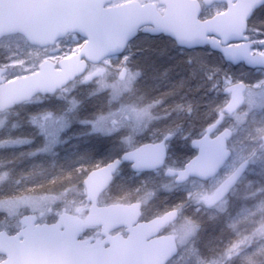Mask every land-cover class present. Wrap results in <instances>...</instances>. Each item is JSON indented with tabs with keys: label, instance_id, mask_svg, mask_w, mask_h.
Listing matches in <instances>:
<instances>
[{
	"label": "rangeland",
	"instance_id": "1",
	"mask_svg": "<svg viewBox=\"0 0 264 264\" xmlns=\"http://www.w3.org/2000/svg\"><path fill=\"white\" fill-rule=\"evenodd\" d=\"M127 1L130 0H111L109 4ZM156 7L159 11L163 9L157 3ZM222 8L213 4L201 15L209 17L223 11ZM248 29L257 31L262 38L263 12L251 17ZM150 39L139 37L121 55L90 66L87 73L96 70L97 74L87 81L79 78L55 94L35 96L28 104L0 113V149L6 148L3 155L12 157L16 163L9 172L11 178L22 171H33L29 179L57 173L61 166L58 158H69L61 181L23 194H4L3 183L14 182L13 178L8 179L7 172L0 170V229L16 232L18 217L27 212L35 214L38 222L53 220L61 208L83 212L82 179L90 169L139 143L159 140L166 133L172 134L167 141L165 167L181 168L194 155L188 142L202 133L201 125L202 129L205 126L202 120L228 100L222 89L234 82H244L247 86L243 106L224 115V123L232 131L229 140L232 156L215 177L208 181L190 178L175 184L163 175V169L133 173L125 164L98 203L140 201L141 220L162 210L177 209V219L163 231L173 234L178 245L177 254L167 264H264V143L260 139L264 134V70L222 64L208 54L182 51L171 41H163L167 50H162L164 54L173 58L183 53L188 68L182 86L187 92L146 102L135 85L146 71L144 60L153 45ZM82 42L77 35H68L55 45L57 52L50 54L49 49L28 45L20 35L5 36L0 39L3 77L9 80L31 73L45 59L56 63L76 52ZM91 98L99 99L100 103L86 109L84 103ZM88 139H94V149L92 157L83 159L74 151ZM47 155L51 161L57 159L55 169L46 166L51 162L46 161ZM244 159L249 160L250 166L230 196L212 208L203 207L200 197L212 192ZM91 160L92 167L88 169L83 163ZM23 165L29 169L19 170L25 169ZM97 232V228L87 229L84 236Z\"/></svg>",
	"mask_w": 264,
	"mask_h": 264
},
{
	"label": "water",
	"instance_id": "2",
	"mask_svg": "<svg viewBox=\"0 0 264 264\" xmlns=\"http://www.w3.org/2000/svg\"><path fill=\"white\" fill-rule=\"evenodd\" d=\"M156 1L164 6L162 13L152 2L135 0L117 5H108L111 0H0V38L19 34L29 44L39 47L51 46L71 33L84 39L76 53L59 59L56 66L44 60L37 71L9 81L1 76L5 69L0 68V111L28 102L37 94L55 93L81 76L88 63L97 64L122 53L139 30L149 36H167L182 49L208 45L233 66L242 63L246 68L264 69V56L249 53L251 42L244 35L247 20L264 0H202L206 6L213 2L226 4L223 12L207 19H199L197 0ZM89 79L90 76L84 78ZM244 90L242 82L223 90L230 95L223 107L226 113L242 106ZM220 122L221 118H217L201 137L191 140L196 154L182 169H167L164 174L175 176V183L189 177L206 180L215 176L231 154L226 146L231 135L228 128L210 137ZM165 139L142 143L90 170L82 181L89 202L83 218L61 213L52 224H34L35 216L24 214L19 218L22 227L16 234L0 231V254L5 256L0 264H165L176 254L177 246L171 234L157 233L177 218L174 209L148 221H138L139 202L105 206L96 203L122 163H129L133 172L160 168L166 158ZM261 140L264 142V135ZM245 165L243 162L238 166L205 200L206 207L213 206L229 192ZM85 226H98L104 238L92 242L78 239ZM117 227L125 228V238L119 234L107 235ZM104 242L107 247H103Z\"/></svg>",
	"mask_w": 264,
	"mask_h": 264
},
{
	"label": "trees",
	"instance_id": "3",
	"mask_svg": "<svg viewBox=\"0 0 264 264\" xmlns=\"http://www.w3.org/2000/svg\"><path fill=\"white\" fill-rule=\"evenodd\" d=\"M139 37H143L142 35L137 36L134 40ZM133 40V41H134ZM152 46L149 47L148 56L145 58L144 67H146V71L141 74L140 78L138 79V83L135 85L136 89L138 90L139 94H141L143 99L147 101L153 100V98L161 99L166 95H173L177 96L178 93H185L187 90L183 88V75L187 70V65L185 59L183 57V53L176 55L175 57H171L170 54H164V51H167L165 47L162 45L163 41H167L163 37H154L151 38ZM132 41V42H133ZM132 44V43H131ZM164 50V51H162ZM162 53L164 55H162ZM149 67V68H148ZM139 88V89H138ZM140 95V96H141ZM100 103V100L94 101L92 98L89 99L87 102L84 103L86 109H89L91 106L95 107ZM221 109H218L212 116L203 119L204 125L210 122L213 116L220 112ZM95 111V110H93ZM200 121L197 122V124ZM73 124V122H68V125ZM201 124V122H200ZM199 124V125H200ZM203 127V124L201 125ZM201 127V128H202ZM92 140L88 139L83 144H78L75 148L74 154L80 155L83 159L87 157H92V149H94V145H92ZM97 141V139H96ZM6 148L0 149V170L7 172L8 179H12L14 183H8L7 180L3 183V190L5 195H11L13 193H26L33 190H41L48 185L57 184L59 181L63 179V176L66 175L65 165L69 158H59L60 159V168L59 172H53L49 175L40 174L35 176L34 179H29L30 174L33 171H22L29 169L26 165L25 169L19 168L22 171L20 175H13L12 178L9 176V172L14 170L15 161L10 156H4L6 152ZM73 152V149L71 150ZM49 157V158H47ZM46 161H51V156H46ZM47 161V162H48ZM55 161V160H54ZM51 161L47 163L49 168L54 169L55 162ZM92 160L89 163H83L86 168L92 167ZM79 164L82 162H78ZM47 168V170H52ZM19 174V173H18ZM6 185H15L17 188L5 187ZM207 233V229L202 232V236H205Z\"/></svg>",
	"mask_w": 264,
	"mask_h": 264
},
{
	"label": "flooded vegetation",
	"instance_id": "4",
	"mask_svg": "<svg viewBox=\"0 0 264 264\" xmlns=\"http://www.w3.org/2000/svg\"><path fill=\"white\" fill-rule=\"evenodd\" d=\"M217 5H220V6H222L223 8L222 9H224V7H225V5L223 4V3H217ZM263 12V14H264V4L262 5V6H260L259 8H257V9H255L254 11H253V14L252 15H254L255 13H257V12ZM248 27H249V22H248ZM245 34H246V36H248L249 37V40H251L252 42H253V44L251 45V48H250V52L251 53H257V54H263L264 53V35L262 36V38H261V35H259V33L257 32V31H252L251 32V30H249L248 28L246 29V31H245ZM156 37H164V36H156ZM189 51H198V52H200V53H204V56H205V54H208L209 56H211V57H213V58H216L219 62H221V58H220V55H219V53L218 52H215V51H210L209 49H208V46L207 47H203V48H198V49H194V50H189ZM218 131V130H217ZM227 145H228V147H229V142L227 143ZM230 148V147H229ZM243 161H246V165H245V168H244V172H243V174H242V176L246 173V171H247V169H248V167L250 166V162H249V160L248 159H244V160H242L240 163H242ZM239 164V163H238ZM227 176V175H226ZM225 176V177H226ZM241 176V177H242ZM224 177V178H225ZM224 180V179H223ZM222 180V181H223ZM222 181H220V183L222 182ZM219 183V184H220ZM218 184V185H219ZM238 185V183L236 184V186ZM236 186H235V188H236ZM214 191V190H213ZM212 191V192H213ZM212 192H209V193H204V195L202 196V197H200V202L203 204V200L202 199H205V198H207V197H209L211 194H212ZM224 199H222L220 202H222ZM219 202V203H220ZM66 210V209H65ZM67 212H69V213H71V214H73V210H71V211H68V210H66ZM58 214V213H57ZM57 214H56V216H57ZM81 215H83V213H81ZM56 216H55V218H56ZM55 218L53 219V220H51V221H54L55 220ZM51 221H49V222H51ZM87 229H91V228H87ZM86 229V230H87ZM85 230V231H86ZM119 231V233H121V234H123V231H120V230H118ZM112 234V233H111ZM89 236V238L90 239H95V238H98L99 237V235H98V232L96 233V234H94V235H88Z\"/></svg>",
	"mask_w": 264,
	"mask_h": 264
}]
</instances>
